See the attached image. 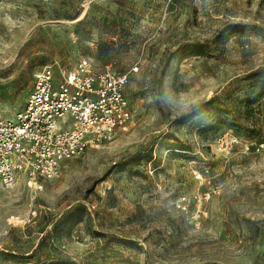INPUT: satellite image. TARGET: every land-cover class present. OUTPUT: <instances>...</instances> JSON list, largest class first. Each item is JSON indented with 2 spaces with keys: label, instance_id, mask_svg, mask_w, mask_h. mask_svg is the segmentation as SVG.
<instances>
[{
  "label": "rangeland",
  "instance_id": "374dc122",
  "mask_svg": "<svg viewBox=\"0 0 264 264\" xmlns=\"http://www.w3.org/2000/svg\"><path fill=\"white\" fill-rule=\"evenodd\" d=\"M82 59L133 119L0 190V264H264V0H0L2 117Z\"/></svg>",
  "mask_w": 264,
  "mask_h": 264
},
{
  "label": "built area",
  "instance_id": "2783aa9c",
  "mask_svg": "<svg viewBox=\"0 0 264 264\" xmlns=\"http://www.w3.org/2000/svg\"><path fill=\"white\" fill-rule=\"evenodd\" d=\"M137 70L82 59L69 70L37 71L24 107L11 118L0 115V190L21 175L31 186L53 179L67 159L126 130L133 119L127 86Z\"/></svg>",
  "mask_w": 264,
  "mask_h": 264
}]
</instances>
